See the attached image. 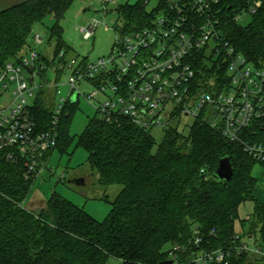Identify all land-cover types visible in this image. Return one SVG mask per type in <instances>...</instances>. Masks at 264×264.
I'll list each match as a JSON object with an SVG mask.
<instances>
[{"label": "trees", "instance_id": "16d2710c", "mask_svg": "<svg viewBox=\"0 0 264 264\" xmlns=\"http://www.w3.org/2000/svg\"><path fill=\"white\" fill-rule=\"evenodd\" d=\"M75 1L20 0L0 9V70L10 62L23 64L21 55L30 46L34 26L54 17L57 22L49 39L53 57L40 53L38 60L40 67L45 66L38 69L39 76L46 79L48 68L58 67L55 62L61 51L65 50L66 56L73 51L63 39L59 21ZM256 1L261 5L247 25L233 18L251 7L249 0H224L221 8L228 20L230 43L250 62L264 68V0ZM115 11L124 32L143 28L154 16L143 0L120 4ZM202 59L196 64L200 88L213 90L214 77L225 76L227 70L218 68L211 59V63ZM44 90L39 89L30 107L39 132L56 128V104H48ZM76 105L70 103L61 115L55 150L64 151L70 143L69 126ZM243 136L252 143H264V121L244 131ZM77 145L88 152V162L98 172L101 185L123 186L110 214L99 222L56 192L37 211L26 208L37 178L26 177L25 160L19 156L10 160L9 151L0 150V264H107L111 259L120 264H161L166 260L194 264L195 253L231 244L238 235L239 207L249 200H254L256 207L253 216L241 221L242 226L250 223L244 235L264 242V202L254 195L257 162L203 114L192 121L188 132L166 128L158 144L151 130L126 118L107 121L96 112ZM55 150L46 153L45 162ZM224 157L233 167L230 181L214 177ZM198 236L202 242L196 246L193 243ZM167 245L171 249L164 252ZM175 247L180 250L175 252ZM229 264H254L253 256L234 255Z\"/></svg>", "mask_w": 264, "mask_h": 264}, {"label": "built area", "instance_id": "2783aa9c", "mask_svg": "<svg viewBox=\"0 0 264 264\" xmlns=\"http://www.w3.org/2000/svg\"><path fill=\"white\" fill-rule=\"evenodd\" d=\"M115 0H104L105 4ZM146 5L151 0H143ZM224 0H159L151 22L143 28L124 32L118 28L111 57L96 62L65 61L66 52L59 54L61 68H69V94L54 110L56 128L39 132L30 110L28 98H34L39 78L38 46L44 41L36 33L33 45L26 49L23 64L8 63L0 70V90L16 88L11 105L0 106V150H8V158L21 157L27 168L26 177H38L47 166L46 153L56 149L57 130L61 115L72 102L83 95L89 102H98L96 112L107 121L126 118L148 130L169 128L183 117L193 120L202 114L213 127L221 128L231 142L242 146L253 160L264 167V143L250 142L243 136L254 124L264 121V68L257 67L230 43L228 20L222 14ZM250 8L235 14L253 15L261 2L249 0ZM99 20L89 21L80 28L85 39L94 36ZM201 59L212 60L218 68L225 67V76L214 77L213 90L200 88L196 64ZM208 60V61H207ZM29 70L31 72H29ZM25 71L29 72V77ZM205 75V73H203ZM217 76V75H216ZM213 80V79H211ZM83 85L95 90L86 94ZM48 89L60 95V85L47 82ZM108 91L112 97H109ZM105 100H99L100 97ZM244 234L234 237L226 248L200 251L194 254V264H229L234 255L249 253L264 258V242L256 237L253 245L243 240ZM201 237L194 245L199 246ZM175 252L179 247H175ZM175 252L170 253L175 257Z\"/></svg>", "mask_w": 264, "mask_h": 264}, {"label": "rangeland", "instance_id": "374dc122", "mask_svg": "<svg viewBox=\"0 0 264 264\" xmlns=\"http://www.w3.org/2000/svg\"><path fill=\"white\" fill-rule=\"evenodd\" d=\"M20 0H0V9L11 5ZM140 0H115L105 4L104 0H76L69 10L66 12L63 19L59 21L64 29L63 39L73 51L69 56H66L65 61L77 59L79 62H96L101 58H109L112 55L115 40L118 33V28L122 25V21L115 11L120 4H136ZM159 0H151L146 9L152 12L158 5ZM99 20L100 25L97 28L94 36L90 39H85L80 32V28L86 26L89 21ZM251 21V15L242 16L241 24L247 25ZM57 20L54 17H48L44 22L34 26L32 38L29 44L33 45V37L36 33L43 36V43L38 46V53H43L48 57H53V47L49 44L50 30L55 25ZM27 49V48H26ZM24 50L22 57L26 54ZM55 66H59V58L55 62ZM58 71L57 72V69ZM27 77L29 72L25 71ZM70 76L69 68H48L47 78L39 77L36 79V84L40 90H44L46 81L52 84L60 85V95H55L54 89H45L49 105H57L61 99H66L69 94L67 80ZM42 87V88H41ZM16 85L11 84L8 90H0V106L7 107L11 105L13 100V92ZM39 89L35 90L34 98H28L30 106L34 105ZM95 89L90 85H83L82 91L86 94L93 92ZM112 97L110 91L107 94ZM106 97L101 96L99 100L103 101ZM98 102L91 103L83 95L79 98V102L72 112V118L69 126V138L67 149L55 150L47 163V166L41 171L37 177L32 193L24 206L28 209L37 211L45 201L56 192L75 205L83 208L95 220L104 221L111 212L112 204L118 194L121 192L122 185H111L105 187L99 183L98 172L91 167L88 162L89 154L81 146H78V137L85 130L90 118L96 114ZM193 119L183 117L180 122L173 124L181 131L188 132L189 126ZM166 128H153L152 135L159 144L164 136ZM253 176L257 179L255 189V197L261 202H264V167L257 163L253 169ZM86 179L87 183L81 184L80 179ZM256 202L249 200L244 202L238 210L239 219L235 224V231L238 234H248L250 223L241 226V221L248 220L255 213ZM243 240L253 245L254 238L250 240L248 236H244ZM171 245L164 248V252H168ZM253 256V255H252ZM194 257V255H192ZM254 264H264V259L253 256ZM107 264H120L116 259H111Z\"/></svg>", "mask_w": 264, "mask_h": 264}, {"label": "water", "instance_id": "95a60500", "mask_svg": "<svg viewBox=\"0 0 264 264\" xmlns=\"http://www.w3.org/2000/svg\"><path fill=\"white\" fill-rule=\"evenodd\" d=\"M77 100V96L74 95L72 98V102L74 103ZM234 175L233 167L231 165V161L228 157H224L219 161V164L215 170L214 177L220 181H230L232 180ZM83 184L82 180L79 181ZM161 264H174L173 260H166Z\"/></svg>", "mask_w": 264, "mask_h": 264}, {"label": "crops", "instance_id": "0c3cea01", "mask_svg": "<svg viewBox=\"0 0 264 264\" xmlns=\"http://www.w3.org/2000/svg\"><path fill=\"white\" fill-rule=\"evenodd\" d=\"M80 180H82V182H83L84 185L87 183L86 179H84V178H82ZM241 226H242V224H241ZM242 228H244V226H242ZM242 234H244V233H242Z\"/></svg>", "mask_w": 264, "mask_h": 264}]
</instances>
